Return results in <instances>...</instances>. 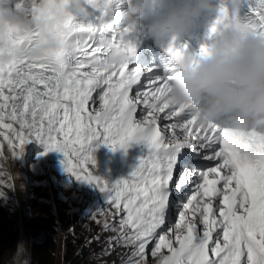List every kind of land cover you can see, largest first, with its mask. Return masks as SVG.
I'll return each instance as SVG.
<instances>
[{"label": "snow or ice", "instance_id": "obj_1", "mask_svg": "<svg viewBox=\"0 0 264 264\" xmlns=\"http://www.w3.org/2000/svg\"><path fill=\"white\" fill-rule=\"evenodd\" d=\"M69 2L40 0L31 12L51 19ZM86 3L87 16L66 15L69 32L59 34L63 48L49 62L18 55L38 31L10 29L0 36V137L13 160L23 157L22 166L40 174L44 157L61 153L69 181L98 190L116 210L113 216L99 208L90 216L99 223L105 215L104 231L114 233L105 241L107 252L130 249L124 264H148L150 257L159 264H264V151L250 152L227 129L199 126L186 110L161 103L172 66L166 60L154 68L136 65L133 36L120 24L131 0ZM249 3L244 20L222 7L208 38L225 20L264 32V0ZM113 50L127 54L126 61L102 69ZM187 50L174 44L165 55L175 62ZM101 142L113 151L136 142L147 151L127 179L110 184L80 174L85 164L94 169L93 145ZM0 197L10 200L3 191ZM173 207L180 209L175 222Z\"/></svg>", "mask_w": 264, "mask_h": 264}, {"label": "clouds", "instance_id": "obj_2", "mask_svg": "<svg viewBox=\"0 0 264 264\" xmlns=\"http://www.w3.org/2000/svg\"><path fill=\"white\" fill-rule=\"evenodd\" d=\"M34 2L37 0H0V36L10 29L21 34L38 31L33 43L18 55L49 62L63 48L59 34L69 32L66 15L87 16L89 6L86 0H70L53 18L37 20L31 12ZM228 4L229 0H131L121 11L120 24L132 36L151 38L165 54L200 27L202 18H211V27ZM210 27L198 50L188 47L175 62L165 55L172 70L161 103L186 110L199 126L227 129L249 145L250 152L264 151V32L258 34L225 20L208 38ZM202 45L207 51L200 53ZM126 59L127 54L113 50L100 67L111 71ZM11 264H31L25 240L17 241Z\"/></svg>", "mask_w": 264, "mask_h": 264}, {"label": "rangeland", "instance_id": "obj_3", "mask_svg": "<svg viewBox=\"0 0 264 264\" xmlns=\"http://www.w3.org/2000/svg\"><path fill=\"white\" fill-rule=\"evenodd\" d=\"M5 180L6 179L4 178V176H2V169L0 165V191H3L5 193V196L8 197L6 195V192L8 193L10 189L8 188L7 186L8 183ZM4 182H6L7 184ZM34 182L41 187H31L26 181H23V180L19 184L20 194L23 197L21 202L25 210L24 211V221L23 220L22 221L25 225L26 233L29 236L27 243L30 248V255H32L31 254L32 246L35 243L33 241L37 239V237H35V234L33 232L35 227H37V225L35 224V221L31 220L32 218L31 216L33 214V211L35 210L39 211L40 209L43 210L41 206L37 205L36 203L37 199H39L38 201H41V198H40L41 196L43 195L44 197L49 196V192L46 190L47 183H45L38 176H34ZM23 193H25L26 196H23ZM53 203L55 205H59V207L60 206L63 207L62 209H60V213L57 214L59 218V225L57 227H58V230L64 229L62 232L57 234V237H59V242L56 245L55 259H54L53 264H69V260H64L63 258V238H65L67 235L66 230L68 229V227L74 226V224H76L75 236L76 238H78V236L80 238L87 233L93 234V232L95 231L98 225H93L90 221H95V220H93V218L91 219V217L88 215H85L79 219V216L83 214V212L79 214L80 212L79 209L85 208L86 201H83L79 206H77L74 202H68L65 204L64 202H61L57 199H55ZM0 204H1L0 205V224H2V228L0 226L1 228L0 230L2 231L1 233H2V236L4 237L3 243H1V248H0L1 249L0 264H11V260H12V257L15 251L16 241L18 238V233H19V228H20L19 223H18L19 215H17L18 212H17L16 206L11 198L10 200H8V199H4L3 197H0ZM28 209L29 211L32 212V214L28 213ZM73 212L77 213V217L75 216ZM97 219L99 220V224H102L104 223L106 217L105 215H101L97 217ZM111 236L112 235H110V237ZM106 248H107V245L105 244V245L99 246L98 249L94 248L93 250H91V254L96 253L98 257H100L99 264H103V263L109 264V262H106L105 260L106 259L105 253H107ZM122 252H124V248H118L114 256L121 259ZM148 264H152V262L151 263L149 262Z\"/></svg>", "mask_w": 264, "mask_h": 264}, {"label": "trees", "instance_id": "obj_4", "mask_svg": "<svg viewBox=\"0 0 264 264\" xmlns=\"http://www.w3.org/2000/svg\"><path fill=\"white\" fill-rule=\"evenodd\" d=\"M31 217V220L35 221V224L37 225L33 231L37 239L33 241L35 243L32 246L31 264H53L56 245L59 242L57 234L62 232L64 229L57 230L55 226V216L52 213H49L44 207L43 210L40 209L39 211H33ZM0 226L2 228V224H0ZM1 232L2 231L0 230V248L4 239ZM75 232L69 234V236L74 235ZM94 238L95 237H92V235H88L84 237V239L80 238L79 240L75 237H67L64 239V260H69V264H97L98 259H96L95 256L88 255V252L94 244L89 243V241H94ZM83 244L84 248L81 247Z\"/></svg>", "mask_w": 264, "mask_h": 264}, {"label": "bare ground", "instance_id": "obj_5", "mask_svg": "<svg viewBox=\"0 0 264 264\" xmlns=\"http://www.w3.org/2000/svg\"><path fill=\"white\" fill-rule=\"evenodd\" d=\"M2 168H3V171L5 173V177H7L6 180H7L8 184L13 186V187H9L10 191H8V193L6 192V195L13 200V202L16 206L17 212H18L17 215H19L18 216V223H19L20 228H19L17 241L22 239V240H25L27 242L29 236L26 233L25 225L23 223L25 210H24V207L22 206V203H21V197L15 188V185H17V180L19 179V176H20V173H19L20 170H19L18 166L10 159L9 155L6 153L4 154V160H3ZM4 183H6V182H4ZM17 241H16V243H17Z\"/></svg>", "mask_w": 264, "mask_h": 264}]
</instances>
